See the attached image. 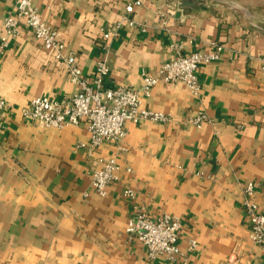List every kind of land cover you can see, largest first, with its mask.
Segmentation results:
<instances>
[{
  "label": "crops",
  "instance_id": "crops-1",
  "mask_svg": "<svg viewBox=\"0 0 264 264\" xmlns=\"http://www.w3.org/2000/svg\"><path fill=\"white\" fill-rule=\"evenodd\" d=\"M33 1L77 53L84 76L92 79L106 59L110 88H140L144 73L155 75L173 59L176 42L185 55L214 51L213 43L223 51L198 71L200 98L182 83L153 88L145 105L172 123H129L119 144L79 148L90 138L86 121L56 130L23 119L20 109L36 97H70L79 86L24 24L2 49L15 4L0 0V94L9 104L0 113V264H177L165 256L149 260L142 243L129 238L135 205L154 219L180 218V248L198 244L188 264H264L243 207V185L264 184V26L239 8L204 0L165 24L159 12L183 0H142L131 15L135 24H124L105 51L103 31L114 30L132 0ZM200 112L206 124L187 123ZM111 157L120 180L101 197L91 173ZM257 199L264 212V197Z\"/></svg>",
  "mask_w": 264,
  "mask_h": 264
},
{
  "label": "built area",
  "instance_id": "built-area-1",
  "mask_svg": "<svg viewBox=\"0 0 264 264\" xmlns=\"http://www.w3.org/2000/svg\"><path fill=\"white\" fill-rule=\"evenodd\" d=\"M14 14L5 18V32L1 37L2 49L7 48L12 38L19 34L24 24L31 30L44 50L51 54L55 66L62 67L69 75L70 81L79 86V91L70 97L39 96L27 106L20 109L25 121L36 123L41 128L62 130L67 127L88 123L90 135L88 142H81L78 147L95 150L104 144H119L127 136V124L139 125L145 121L161 124L173 122V118L164 112L154 111L145 105V100L152 95L153 88L159 83H182L190 93L200 98L202 83L198 71L204 64L220 58L223 46L212 45L214 51H196L189 55L183 53L181 43L171 44L174 54L172 60L162 64L155 75L144 73V83L140 88L106 86L108 65L106 59L97 62L93 78L84 76L77 62V53L67 48L62 33L50 25L41 15L33 0H13ZM143 5L142 0H132L126 6V15L115 25L114 30L103 31L100 47L107 50L109 40L126 23L133 26V12ZM180 9L178 1L168 4L165 11H160V18L166 24L167 17H174ZM264 74V59L261 60ZM9 108V104L0 94V113ZM205 113L190 116L188 124L201 128L208 122ZM121 167L117 157L102 159L91 173V186L101 197L108 194V186L120 180ZM264 197V184L248 181L243 185V207L250 224V240L262 247L264 252V212L261 210L257 196ZM124 195L131 201L137 196L133 189L124 190ZM182 230L180 218L164 214L156 219L139 205L134 206V213L129 218L126 233L129 238L142 243L149 260L165 256L177 264H188L189 255L197 248V241L191 240L186 251L179 246Z\"/></svg>",
  "mask_w": 264,
  "mask_h": 264
},
{
  "label": "rangeland",
  "instance_id": "rangeland-1",
  "mask_svg": "<svg viewBox=\"0 0 264 264\" xmlns=\"http://www.w3.org/2000/svg\"><path fill=\"white\" fill-rule=\"evenodd\" d=\"M204 2L221 3L239 8L264 26V0H204Z\"/></svg>",
  "mask_w": 264,
  "mask_h": 264
},
{
  "label": "water",
  "instance_id": "water-1",
  "mask_svg": "<svg viewBox=\"0 0 264 264\" xmlns=\"http://www.w3.org/2000/svg\"><path fill=\"white\" fill-rule=\"evenodd\" d=\"M180 9L183 8H190V7H196L199 5V0H183V1H178ZM180 15V12L177 13V16Z\"/></svg>",
  "mask_w": 264,
  "mask_h": 264
}]
</instances>
